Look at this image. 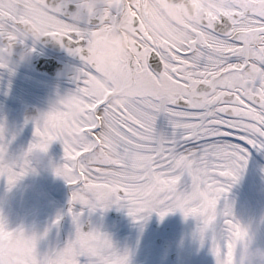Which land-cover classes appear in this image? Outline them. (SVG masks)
I'll list each match as a JSON object with an SVG mask.
<instances>
[{"label": "snow or ice", "instance_id": "1", "mask_svg": "<svg viewBox=\"0 0 264 264\" xmlns=\"http://www.w3.org/2000/svg\"><path fill=\"white\" fill-rule=\"evenodd\" d=\"M76 7L74 0L51 10L64 22L63 46L80 59L73 89L85 94L91 114L76 120L83 136L74 138L58 114L46 112L35 118L26 151L12 159L0 124V176L9 187L29 171L30 153L47 151L53 141L62 144L64 159L55 173L72 186L67 211L74 235L63 247L41 250L33 232L31 251L20 261L0 244V264H130V251L117 248L109 233L84 226L85 209L113 205L136 221L176 210L196 217L200 241L210 242L217 264H236L238 245L249 233L225 194L245 168L250 146L264 149V5L224 0L178 45L152 34L141 0H121L119 7L82 19H74ZM22 15L16 0H0V42L20 26ZM105 26L135 30L134 43L119 57L134 83L123 104L90 87L97 72L89 55L92 40ZM161 116L167 133L157 128ZM4 231L25 232L9 227L0 212Z\"/></svg>", "mask_w": 264, "mask_h": 264}, {"label": "bare ground", "instance_id": "2", "mask_svg": "<svg viewBox=\"0 0 264 264\" xmlns=\"http://www.w3.org/2000/svg\"><path fill=\"white\" fill-rule=\"evenodd\" d=\"M24 1L26 3L23 6L24 9L21 10L23 15L20 26L5 38L4 48L0 49V65L12 68L9 70L0 67V124L4 126L3 140L7 145L6 155L12 159L21 157L33 141L35 118L40 114L46 112L58 114L70 134H74V138H80L84 133L83 127L77 125L76 120L91 119V114L87 111L90 107L89 101L84 93L73 89L75 81L67 74L72 70L76 72L75 68L80 66V61L75 60L68 52L51 51L40 43V39L24 35L26 28H30L35 33L43 30L47 34L54 32L60 35V33H66L63 28L64 22L53 14L43 0ZM193 1L198 6L200 14L203 13L205 16L211 14L214 8H219L224 2V0ZM116 2L120 3L121 0ZM141 2L143 10L144 5L147 7V10H144L145 14L147 12L146 15L151 18L152 34L168 44L178 45L190 35V30H196V26L200 23L199 17H184L183 19L181 14L168 19L161 15L158 9L150 8L146 0H141ZM253 2L259 5L263 4L264 0H253ZM110 3L107 0L101 8L109 6ZM74 19H79V16L75 15ZM27 21L36 27L33 28ZM48 25L52 28L48 29ZM101 34L111 35V41L115 39L112 26H105L95 36ZM123 37L133 40V36L127 35V31ZM14 42L20 45L15 55L11 47ZM56 54L66 62V70L58 77L57 75L51 76L36 67V58H54ZM118 73H122V70ZM116 74H109V76L103 74V79L91 74L90 87L94 92L103 91L106 95H110L113 104H123V97L132 96L134 87L127 90L120 87ZM64 93L73 95L66 103H57L55 97ZM27 106L36 110V117L33 120L25 119L21 114V110ZM157 128L164 133L169 131V125L164 116L159 117ZM29 159L31 161L29 171L11 187L8 186L6 177L0 176V212L8 226L11 228L22 226L25 231L31 232L34 229L40 230L45 222H53L57 216L62 215L63 223L69 224L70 228H75L72 216L67 211L72 186L55 173V167L64 159L62 144L59 141H53L47 151L35 150L29 154ZM225 195L235 219L248 229V238L264 245V149L258 144L250 146L245 168ZM224 203L222 198L218 206L222 208ZM75 207L78 210L80 205ZM110 209L119 211L117 218H112L107 214ZM102 211L98 209L89 213L85 209L82 219L88 223V227L95 225L109 233L120 250H129L130 264H169L161 256L166 255L168 249L159 250L158 253L161 255L157 257L145 255L149 246L146 233H151V222L154 218L158 220V213L152 212L146 219L136 221L127 214L125 208L116 205L104 210L105 214H102ZM10 213L15 214L13 219L9 217ZM165 216H178L179 225L177 228H169L168 231L161 226V235L170 239L171 244L182 236L189 240V251L197 257L196 264H217V258L211 251V245L207 239L204 243L194 242L196 237L199 238L198 218L185 217L179 210L169 212ZM16 233L21 232H0V244H3L4 238L10 239ZM4 247L8 249V245ZM38 247L43 250L41 236L38 240ZM239 247L240 245L236 250L235 260ZM31 248L32 240L29 238L20 249L19 257L15 259L22 260ZM170 264H195V262L183 263L177 260ZM241 264H243L242 260Z\"/></svg>", "mask_w": 264, "mask_h": 264}, {"label": "clouds", "instance_id": "3", "mask_svg": "<svg viewBox=\"0 0 264 264\" xmlns=\"http://www.w3.org/2000/svg\"><path fill=\"white\" fill-rule=\"evenodd\" d=\"M64 6L67 7L69 4L73 3L74 0H63ZM77 3V7L74 9V12H79V19H82L89 14H95L99 11L100 7L107 2V0H75ZM167 3L176 4L183 2L185 5L190 3V0H166ZM148 4L150 8H155L159 10V13L164 16H168V11L161 6L159 0H148ZM91 9V11H90ZM144 16L146 17L147 24L151 30V18L145 14L143 7L141 9ZM54 14V12H53ZM48 29L51 28V25L47 26ZM118 32L123 31L121 29L117 30ZM25 36H32L33 38L39 40L43 35L44 31L42 30L40 33L33 32L30 28H26L24 32ZM127 35L133 36L132 41L124 40V50L127 51L132 44L134 43V33L130 30L127 31ZM111 35L101 34L95 39V47H96V55L103 59L105 53L103 49L110 44ZM97 76H100L103 79V75L99 72L94 73ZM72 93H64L62 95H57L55 97V101L57 103H66L72 97ZM131 96L123 97L124 102L129 100ZM241 260L243 264H264V245H260L256 243L251 238H246L240 242V247L238 250V255L236 258V264H241Z\"/></svg>", "mask_w": 264, "mask_h": 264}, {"label": "rangeland", "instance_id": "4", "mask_svg": "<svg viewBox=\"0 0 264 264\" xmlns=\"http://www.w3.org/2000/svg\"><path fill=\"white\" fill-rule=\"evenodd\" d=\"M16 2L20 6L21 10H23L24 9L23 6L25 5L26 1H24V0H16ZM27 12L29 13V11H27ZM119 44L120 43L118 41L117 46L115 47V51L120 49ZM106 54H108V53H106ZM108 56H109V54L106 55L107 60L104 62L105 64L103 63V64L100 65V69L101 70H103V69L106 70V68H105L106 64L108 65L110 63V61L108 59ZM121 70H122V73H120L118 75L119 78H120L119 80H120L121 85H124V86L134 85V83H132L133 81H131L130 78H126L124 76L123 69H121ZM124 83H127V84H124ZM61 216L62 215H60L59 217H61ZM65 227H66V229H64ZM62 228H63V230H62ZM68 228H69V224H65V222L63 223V218L62 219L60 218L58 222H55V223L51 222L48 225L45 224V227L43 225V228L41 229L42 233H45V230L47 229V233H46V235H44L45 237L42 239L43 250H46V249L47 250L48 249H58L60 247H63L64 244L67 242V240L74 235V230L72 229L71 232H68L67 231ZM51 232L55 233V238H54V236L52 234H49ZM15 241L19 242L18 239H15ZM198 242H200V239H198ZM11 246H13V244H11ZM149 247L152 250V252L154 253V257L161 255V254L158 253L159 250H162L161 247H159L158 244L155 243V241L153 242L152 238L150 239ZM164 249H168L169 250V248H167V247H164ZM172 250L178 251L179 254H180V258L181 259L185 257L188 261L189 260H193V256L189 253V251L187 249V246H186V244L184 243V241L182 239H177L176 240V243L172 247ZM172 250H170V251H172ZM183 250L185 251L184 253L182 252ZM169 253L170 252H168L164 256V259H166L168 261H169ZM161 256H163V255H161Z\"/></svg>", "mask_w": 264, "mask_h": 264}, {"label": "flooded vegetation", "instance_id": "5", "mask_svg": "<svg viewBox=\"0 0 264 264\" xmlns=\"http://www.w3.org/2000/svg\"><path fill=\"white\" fill-rule=\"evenodd\" d=\"M191 3H193L194 4V10H193V14L192 15H190L187 11H186V9H185V7H183V9H184V12L187 14V15H189V16H192V17H195V16H197V13H198V8H197V6H195V2L193 1H191ZM146 14H147V12H146ZM200 21H201V19H200ZM128 28H130V27H121L120 29L121 30H123L122 32H125L126 31V29H128ZM121 32V31H120ZM120 32H117V35H118V33H120ZM95 47V44H93L92 43V45H91V50H90V53H89V55H90V57L93 59V57L94 56H97L96 55V49H93ZM73 55V54H72ZM73 57H76L75 55H73ZM97 58L99 59L100 57H98L97 56ZM94 60V59H93ZM44 225V227H45V223L43 224ZM43 225L41 226V228H40V230L39 229H34L33 231H31V232H29L28 230H26L25 232H21V233H16V234H14V236L12 237V238H8V243H7V245H8V249L7 250H13L14 248H18V249H21L22 248V246H23V244H24V242H26L27 240H29V238H31V233H33V232H35L38 236H41L40 234H42V228H43ZM41 238L43 239L44 238V235H42L41 236ZM7 239V238H6ZM15 239H18V241L19 242H16L15 241ZM11 244H13V246H11Z\"/></svg>", "mask_w": 264, "mask_h": 264}, {"label": "water", "instance_id": "6", "mask_svg": "<svg viewBox=\"0 0 264 264\" xmlns=\"http://www.w3.org/2000/svg\"><path fill=\"white\" fill-rule=\"evenodd\" d=\"M48 3L50 5H54L55 4V0H48ZM43 42L46 45H48V46H50L52 48L57 49V47H55V45L53 43H47L45 41V39H43ZM14 47L15 48H18V45H15ZM39 67H40V69H44V70L48 71L49 73H53L54 72V69L56 68L54 62L51 61L50 59H40V66ZM25 115L27 117H32V116L35 115V113H34V111L32 109H27V110H25Z\"/></svg>", "mask_w": 264, "mask_h": 264}]
</instances>
